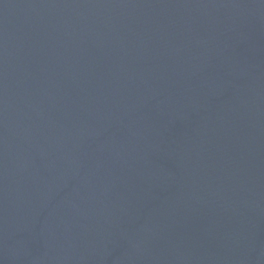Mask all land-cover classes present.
Returning a JSON list of instances; mask_svg holds the SVG:
<instances>
[{
	"label": "water",
	"instance_id": "95a60500",
	"mask_svg": "<svg viewBox=\"0 0 264 264\" xmlns=\"http://www.w3.org/2000/svg\"><path fill=\"white\" fill-rule=\"evenodd\" d=\"M0 264H264V0H0Z\"/></svg>",
	"mask_w": 264,
	"mask_h": 264
}]
</instances>
